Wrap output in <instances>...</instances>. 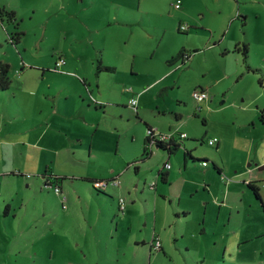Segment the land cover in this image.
I'll return each instance as SVG.
<instances>
[{"label":"rangeland","instance_id":"rangeland-1","mask_svg":"<svg viewBox=\"0 0 264 264\" xmlns=\"http://www.w3.org/2000/svg\"><path fill=\"white\" fill-rule=\"evenodd\" d=\"M0 6L15 10L0 18V59L10 78L0 88V264H264L252 259L249 242L222 233L234 199L240 203L236 193L226 206L224 183L214 173L202 177L199 158L188 156L183 167L185 147L232 166L241 131L264 106V0ZM243 41L246 58L236 46ZM181 48L189 55L168 63ZM98 61L114 68L98 69ZM198 84L210 90L200 103ZM52 105L57 112L47 123ZM145 121L175 131L181 145L170 157L156 145L141 157ZM209 134L221 137L218 147ZM165 159L172 172L162 179ZM15 168L29 177L19 181ZM46 168L64 175L61 190L35 179ZM83 174H118L120 182L96 189ZM155 232L162 249H149Z\"/></svg>","mask_w":264,"mask_h":264},{"label":"crops","instance_id":"crops-1","mask_svg":"<svg viewBox=\"0 0 264 264\" xmlns=\"http://www.w3.org/2000/svg\"><path fill=\"white\" fill-rule=\"evenodd\" d=\"M198 85L206 87L209 92V95L207 97L197 101L198 103H200L202 100L204 99L207 100L209 98L210 90L207 85L204 84H198ZM242 106L243 109H248V104H242ZM261 108L262 107L258 105L257 108L254 109L256 110V114L248 120L249 125L244 127L243 131H241L240 133L241 139L238 140L237 142L241 140L243 141L242 144L239 145V150L236 152L235 157H233L232 166H227L226 162L224 161L218 162L215 159L212 160H214L219 166L218 170L216 167H213L212 164L211 165L209 164L210 161L205 164L202 163L200 164L202 165L201 168H203L202 177H206V174L209 172L214 173L216 180L218 179L224 183L225 190H227V199H228L226 206L228 205L229 196L232 192L236 193V195L239 197L240 200V203H237L236 199H234L233 208H230V210L227 212L226 220L222 222L224 226V230L222 228L223 230L222 233H224L225 237L228 234L233 236L235 238V241L239 245L243 242H249V244L251 245L249 254L254 257L252 259L263 262L261 260L264 259V119L260 117ZM49 111H50V115L47 116L48 119L47 123L55 119L54 113L57 112V109L55 108L54 105H52ZM257 115L262 120V122L259 119H257ZM44 119H46V117ZM213 135L215 134H209L207 138ZM220 139L221 137L217 136L216 142L210 144H215V146L218 147L220 143ZM166 155L167 157H170V153H167ZM187 157L188 156L183 155V167L188 165ZM248 159H250V161H248ZM172 165L173 164L170 162V166H164V162H163L162 167H159L157 169V175H159L158 174L159 169L162 168L167 171V176H168L170 171L172 172L171 170ZM24 173L23 174L21 173L20 176L17 177V179L21 182L29 177L28 175H26V173L25 174ZM40 175L42 177H36L35 179L38 180L40 178V181L42 180L44 183L45 181L52 180V178L47 174L42 173ZM84 175L96 177L95 175L92 174H83L80 175V178L86 179ZM116 175L118 176V174ZM27 182L29 183L30 180ZM203 182L206 181L203 180ZM249 182H253L259 186L260 197L256 196L257 199L259 198L258 200H256L253 196L254 194L253 189L250 187ZM118 184H114V185H118ZM208 184L210 185V181H208ZM203 188L205 189L204 191L208 192L209 189L211 188V185L207 188L205 183V185H203ZM243 198L247 199L249 203L248 205L244 204L241 201ZM2 199L5 200L4 197ZM206 202L207 200H204L203 204L205 206L204 209L207 212L209 208H207L208 205L206 204ZM6 203L8 204L7 206L8 209L5 212L7 214V212H9L10 209L9 208L10 203L9 202ZM218 204H220L221 206L225 204V201L219 202ZM223 209L224 208L222 207V210ZM254 210H259V213L254 214ZM260 211L262 212L261 215H260ZM206 217L204 212V215L202 216V220L204 222L206 220ZM209 218L213 219L211 218V216H209ZM237 219H239V221H237ZM204 229H205V225H204ZM201 231H203L202 228Z\"/></svg>","mask_w":264,"mask_h":264},{"label":"trees","instance_id":"trees-1","mask_svg":"<svg viewBox=\"0 0 264 264\" xmlns=\"http://www.w3.org/2000/svg\"><path fill=\"white\" fill-rule=\"evenodd\" d=\"M3 12L8 13L9 17H14V15H15V10L13 8H5L4 6H0V18L2 16ZM20 33H21V31H17V34H16V38L17 39H18ZM236 46L241 49V51L243 52L244 57L246 58L247 54H248V43L243 41L241 43V45H239L237 43ZM188 55H189V53L186 50H184L183 48H181V49H179V51H178L176 56H171V57L168 58V63L173 62V60L177 56L178 57H182V60H184V58L187 57ZM97 68L98 69H113L114 65L113 64H109V63H101L100 61H98ZM8 71H9V62L7 60L0 59V88H5L10 83V78H9ZM95 102L102 104V102L101 101L99 102V100H95ZM176 116L178 117L179 114L176 113ZM260 117L262 119H264V107L261 108ZM145 124H146L147 131H146V133L144 135V138H143L142 153H141L142 154L141 155L142 158L146 157V156H149L151 154L153 145H156V146H159L161 148H164L167 151V153H171L172 151H175L181 145V142L176 137L175 132H173L170 136H167V137H159V135L154 132L152 124H148V122H146V121H145ZM178 131H181V130H178ZM185 136H180V137H185ZM183 155L184 156H189L191 158H199V160H200V162L202 164H205V163L210 161L211 164L213 165V167H216L217 170L219 169V166L217 165V163L214 160L211 161V159H208V157H206V156H195V155H193L191 153L190 149L187 148V147L184 148ZM165 161H164V163H165ZM164 166H165V164H164ZM135 168H137L136 165H135ZM11 172L14 173V174H21V173L23 174L24 173L20 169H13V170H11ZM42 173L43 174H47V175H51L52 180L51 181H45L46 184H50L52 186L57 187L58 189H61V185L59 183V180H60V177H63L64 175H59L56 172L49 171L48 168H46ZM158 174H159V176L162 179H166L167 178V171L162 169V168L159 169ZM84 177L86 179L90 180L92 186L95 187L96 189L103 188V187L95 186L94 185V180L98 179V178H104V177H92V176H87V175H84ZM149 184H150V182H149ZM249 185L253 189V193L257 197H260L259 186L257 184H255V183H253V182H249ZM154 186H155V183L151 187H154ZM5 204H6V206L3 208L4 213L6 212L7 205H8L7 203H5ZM123 209H121V210H123ZM157 238L160 239L158 234L154 233L153 238L150 241V248L151 249L155 246L154 245L155 244L154 241ZM162 247H163V245H162V242L160 240V245L158 247H156V248L162 249Z\"/></svg>","mask_w":264,"mask_h":264},{"label":"built area","instance_id":"built-area-1","mask_svg":"<svg viewBox=\"0 0 264 264\" xmlns=\"http://www.w3.org/2000/svg\"><path fill=\"white\" fill-rule=\"evenodd\" d=\"M181 26L184 27V25H181ZM63 61H64V57H61V56L58 57L55 61V66H60ZM208 95H209V92H208L207 88L204 86H196L193 89V96L196 98L197 101L207 97ZM129 102L132 104H135L136 98L131 96L129 98ZM153 129H154V132L159 135V137H167V136H170L173 132H175V131H158V130H156L155 126H153ZM178 133L180 136L186 135V132L184 130L178 131ZM216 140H217L216 135H213V136L208 138L209 143H215ZM164 164H165V166H170V161L166 160ZM26 175H29V174H26ZM119 181H120L119 177L117 175H115V176H111V177H104V178L95 179L94 185L97 187H105V185H108L109 183L118 184ZM154 183H155V181L152 180L150 182V186L154 185ZM118 205L121 209H123L125 207V199L122 196L118 197ZM154 242H155L154 247H158L160 245V239L157 238Z\"/></svg>","mask_w":264,"mask_h":264}]
</instances>
